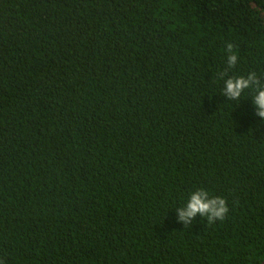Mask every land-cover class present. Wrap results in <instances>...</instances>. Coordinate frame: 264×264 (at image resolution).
Listing matches in <instances>:
<instances>
[{
    "label": "trees",
    "instance_id": "trees-1",
    "mask_svg": "<svg viewBox=\"0 0 264 264\" xmlns=\"http://www.w3.org/2000/svg\"><path fill=\"white\" fill-rule=\"evenodd\" d=\"M251 72L264 0H0V264H264Z\"/></svg>",
    "mask_w": 264,
    "mask_h": 264
},
{
    "label": "clouds",
    "instance_id": "clouds-1",
    "mask_svg": "<svg viewBox=\"0 0 264 264\" xmlns=\"http://www.w3.org/2000/svg\"><path fill=\"white\" fill-rule=\"evenodd\" d=\"M226 51L228 53L227 69L220 74L221 78L236 66L238 60L231 43L226 44ZM262 80L264 78L258 79L255 72H251L247 76L228 77L224 79L222 95L227 100L238 101L245 90H251L253 93L251 103L255 115L264 121V82ZM228 211L224 198L210 196L206 190L198 188L190 194L186 205L177 209V216L178 221H182L185 228H188L198 215L201 218H206L208 224H213L216 221H223Z\"/></svg>",
    "mask_w": 264,
    "mask_h": 264
}]
</instances>
